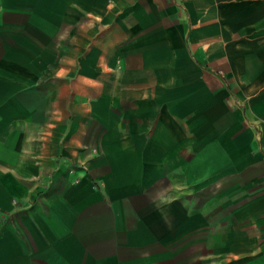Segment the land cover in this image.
<instances>
[{
    "label": "crops",
    "instance_id": "crops-1",
    "mask_svg": "<svg viewBox=\"0 0 264 264\" xmlns=\"http://www.w3.org/2000/svg\"><path fill=\"white\" fill-rule=\"evenodd\" d=\"M0 264H264V0H0Z\"/></svg>",
    "mask_w": 264,
    "mask_h": 264
}]
</instances>
